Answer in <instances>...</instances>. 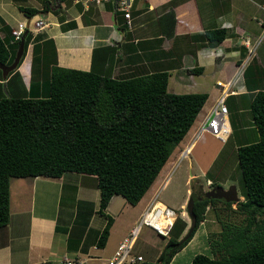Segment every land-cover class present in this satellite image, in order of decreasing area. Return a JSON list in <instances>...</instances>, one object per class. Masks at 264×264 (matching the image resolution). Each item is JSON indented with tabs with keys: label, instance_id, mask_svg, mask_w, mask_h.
Returning a JSON list of instances; mask_svg holds the SVG:
<instances>
[{
	"label": "crops",
	"instance_id": "0c3cea01",
	"mask_svg": "<svg viewBox=\"0 0 264 264\" xmlns=\"http://www.w3.org/2000/svg\"><path fill=\"white\" fill-rule=\"evenodd\" d=\"M252 1L256 5L255 0ZM7 2L0 0V35L3 37L7 36L3 24L8 28L14 26L9 21L11 12L6 7ZM263 2H259V5ZM18 5L20 3L16 7ZM34 7L38 11L31 16H26L17 7L14 17L17 21L33 20L37 15H42L47 21L35 33L30 32L23 57L15 67L25 86L33 84V91L44 92L42 78H48L53 62L83 70L94 66L98 72L111 77L164 70L167 72L168 91H204L207 94L204 103L209 101V105L197 120L195 133L218 94L225 89L228 92L231 90L226 96L229 132L224 140L214 136L222 143L216 156L222 149L224 152L220 161L214 164L217 157H213L206 167L205 184L207 181L221 184L220 180L215 181L222 177L218 169L231 165L237 144L256 139L257 132L247 106L249 92L264 88V42L260 45L253 43L256 36L247 27L246 8H250L249 2L135 0L130 10L129 25L115 12L111 2L85 5L74 0H49L46 6L41 3ZM57 7L58 11H53ZM48 13L51 18H47ZM70 21H73L72 25L61 26ZM260 23H264L263 17L256 19V24ZM211 27H224L225 37L217 43H210L203 36V31ZM33 43L40 45L34 51ZM33 54L37 63L31 69ZM45 60L47 71L43 67ZM228 80H231L229 84ZM251 87L255 89H248ZM198 112L187 131L197 119ZM197 136L194 135L186 145L179 147L180 156L188 152ZM181 139L173 149L178 147ZM167 168L162 172L161 183V177L158 179L159 187H163L170 176ZM63 173L56 177H9V216L7 222L0 226V264H63L64 254L82 259L83 264H103L102 260L111 256L117 241L153 197L152 191L145 197L146 190L132 204L137 205L144 198L142 209L131 223L123 225L121 221L118 222L119 216L111 211L110 205L114 199H120L122 204L126 201L121 195L120 198H114L118 194L111 195L104 211L112 217V221L103 246L98 247L96 237L106 217L99 213L104 220L95 218L98 213V189L93 175L75 172L77 177L70 178ZM156 177L153 182L157 181ZM197 177L198 174L189 170L184 181L191 179L192 184L205 190ZM188 192L189 188H186V194ZM183 204L181 202L179 206ZM93 221L94 225L91 224ZM184 231L185 228L182 233ZM164 241L158 243L160 246L157 244L156 256ZM175 253L166 264H172Z\"/></svg>",
	"mask_w": 264,
	"mask_h": 264
},
{
	"label": "trees",
	"instance_id": "16d2710c",
	"mask_svg": "<svg viewBox=\"0 0 264 264\" xmlns=\"http://www.w3.org/2000/svg\"><path fill=\"white\" fill-rule=\"evenodd\" d=\"M48 2L41 0L45 6ZM17 7L26 16L38 11L34 6ZM53 11L57 12L58 7ZM67 24L73 21L61 26L65 28ZM3 25L7 36L0 35V61L7 64L19 38L13 39L10 28ZM225 35L224 27L203 31L210 43L219 42ZM29 39L27 31L17 65ZM32 46L34 51L40 45ZM14 76L19 79L15 68L4 82ZM47 77L45 93L32 95L38 91L29 85L28 93L6 95L1 88L0 70V226L9 216V177H56L65 171L89 174L98 189L96 211L106 217L95 241L101 247L112 221L104 211L111 195L119 194L130 204L140 199L193 122L207 94L168 91L164 70L111 77L94 66L83 70L53 62ZM247 107L257 137L238 143L234 151L244 197L232 206V201L203 195L197 185L198 189L188 197L194 215L190 231L179 241L185 234L186 222L177 216L156 263L166 264L185 245L204 219L208 206L220 224L218 230L208 233L213 256L197 252L188 264H264V88L249 92ZM237 214L241 216L235 222Z\"/></svg>",
	"mask_w": 264,
	"mask_h": 264
},
{
	"label": "rangeland",
	"instance_id": "374dc122",
	"mask_svg": "<svg viewBox=\"0 0 264 264\" xmlns=\"http://www.w3.org/2000/svg\"><path fill=\"white\" fill-rule=\"evenodd\" d=\"M7 8L11 12V16L9 18L10 23L13 25L16 24L17 20L14 19L15 15L17 14V7L16 4L20 3L22 5H34L41 4L39 0H7ZM70 1V0H69ZM243 2H249L250 8H246L247 13V27H249L250 31L254 35L253 43L256 44L261 42H264L263 36H264V23L261 25L256 24V19H262L264 18V11L260 8L259 2H263L264 0H255L256 5L251 0H239ZM261 4V3H260ZM15 14H12V13ZM256 16L257 18L253 17ZM47 18H51L49 13L47 14ZM47 53L49 51H46ZM36 63V60H33V65ZM32 65V63H31ZM44 70L47 71L48 66L44 64ZM8 78V76H7ZM5 79V81L7 80ZM44 83V92L47 90V78L44 76L43 78ZM33 81V80H32ZM33 84H31V90L33 89ZM1 88L3 90V93L6 95L10 94L11 92L16 94H23L24 91L28 93L29 86H25L23 81L21 79H18V77L14 76L12 77L8 82H2ZM42 91V90H41ZM40 92L38 94H35L34 92H31L32 95H40ZM10 92V93H9ZM209 105V101H206L201 109L198 112L197 119H195L193 125L190 127V129L184 134L183 138L181 139L178 147L172 149L171 153L165 160L163 166L159 170V173L157 174L155 182L152 181V183L149 185V187L145 190L146 193L144 194L145 197L152 191L153 193L158 190V194L156 196V199L161 201L162 203L172 207L175 212L180 216L185 222V231L187 230L188 224H189V218L187 216L186 211V201L190 194L191 186L194 189V192L198 189L197 184H192L191 179L185 180V177L190 170L191 172L198 174V179L202 182L203 189H208L207 185L205 184V172L206 167L208 166L209 162L212 161L213 157H217L214 164L220 161L222 155H223V149L221 152L216 156L217 151L219 150L221 146V141L217 138H215L213 135L206 131L200 132V134L195 138L194 143L188 150V152L180 156L178 154L179 147H183L188 143L189 140H191L194 137V130L197 125V120H199L202 115L204 114V111L206 110L207 106ZM195 127V128H194ZM215 159V158H214ZM232 163L229 166H226V168L218 169L219 173L222 175L220 179H215V181L220 180L221 186L226 188L229 184H234L236 193L240 198V195L242 198L244 197V185L242 183V179L240 176V169L237 164V161L235 159V152L232 153ZM211 163V162H210ZM215 166V165H214ZM165 167L167 168V172L170 173V176L165 183L163 187L157 186L158 179L161 177V175H164L162 172ZM215 169V168H214ZM212 170V168H211ZM64 176H68L70 178L77 177V173L66 171L63 173ZM163 179V176L160 179V183ZM95 184V183H94ZM92 183V185H94ZM186 188H189V192L186 194ZM151 192V193H152ZM152 195V194H151ZM120 195H116L114 198H118ZM120 198V197H119ZM241 199V198H240ZM144 198L141 199L137 203V205H132L128 203L127 201L122 204V201L120 199H114L110 205L111 211H113L115 214L117 213L118 222L121 221V223L128 224L130 221L135 218L138 211L142 209V203L144 202ZM184 202L183 206H179V203ZM219 204V203H217ZM232 206L235 205V202L232 201ZM264 212V211H263ZM241 216V214L236 215L235 222H237L238 218ZM95 218H101L104 220V216H99V213L95 214ZM223 220V219H220ZM130 222V223H131ZM134 222V221H133ZM132 222V223H133ZM92 225L95 224V221L91 223ZM116 226H118V223H115ZM220 228L219 222H217V219L214 217V213L212 209L208 206H206V210L204 213V219L197 225L195 228L193 235L189 239V242L184 245V247L180 250H178L175 253V256H173L172 264H187L189 263V260L191 256L197 252L206 254L208 256H213L211 253V248L208 241V233L210 231H216ZM184 231V232H185ZM107 238V237H106ZM152 242H151V241ZM165 240V236H161L157 234L152 228L148 227L147 225H142L140 228V231L138 233V236L132 246L131 253L135 254L137 252H141V255L143 257V261H145L147 264H156V250L157 244H161ZM112 242L109 243L111 246ZM158 244V245H159ZM160 246V245H159ZM112 254V253H111ZM110 256L107 258V260L103 263H106Z\"/></svg>",
	"mask_w": 264,
	"mask_h": 264
},
{
	"label": "built area",
	"instance_id": "2783aa9c",
	"mask_svg": "<svg viewBox=\"0 0 264 264\" xmlns=\"http://www.w3.org/2000/svg\"><path fill=\"white\" fill-rule=\"evenodd\" d=\"M134 1L135 0H74V2L85 5L87 3L98 4L111 2L114 5L115 12L121 15L124 19V23L127 25L130 24V10ZM260 7L264 10V2ZM46 23L47 21L42 15H37V18L33 20L30 18L27 20H18L16 24L10 28V34L13 39H18L24 29L27 28L30 32L35 33L46 25ZM238 72H240V69ZM230 82L231 80L227 81L228 84ZM229 92L225 89L218 94L214 103L210 106L208 115L194 133L195 136L202 131H206L221 140L225 139L229 132L226 121L228 110L225 98ZM209 182L210 181H207V183ZM157 194L158 190L153 193L152 199L146 204L128 230L117 241L110 258L103 264H140V262L143 261L142 255L139 253L132 254L131 249L142 225H147L161 236H166L169 233L177 213L172 207L157 200ZM62 259L63 264H83L82 259L73 258L67 254H64Z\"/></svg>",
	"mask_w": 264,
	"mask_h": 264
},
{
	"label": "water",
	"instance_id": "95a60500",
	"mask_svg": "<svg viewBox=\"0 0 264 264\" xmlns=\"http://www.w3.org/2000/svg\"><path fill=\"white\" fill-rule=\"evenodd\" d=\"M26 32H27V28L23 30V32L21 33V35L19 37V41H18V44H17V47L15 49L14 56H13L11 62L6 64V63H3L0 61V70H1L2 81H4L7 78L8 72L11 71L12 69H14L18 63V60H19V58L23 52V41H24V36H25ZM203 195L210 196V197L223 198L225 201H237L239 199V197L236 193V189H235L234 184H229L226 188H224L220 184H215V185L209 187L207 190H204ZM185 208H186L187 216L189 218V225H188V228H187L185 234L183 236H181L179 241L182 240L187 235V233L190 231L192 224H193L194 215H193V212L191 209V198L187 199Z\"/></svg>",
	"mask_w": 264,
	"mask_h": 264
},
{
	"label": "clouds",
	"instance_id": "9594fccd",
	"mask_svg": "<svg viewBox=\"0 0 264 264\" xmlns=\"http://www.w3.org/2000/svg\"><path fill=\"white\" fill-rule=\"evenodd\" d=\"M210 184H211L210 182H209V183L206 182V185H208V186H210V187L213 186V185H210ZM208 188H209V187H208ZM206 190H207V189H206ZM202 191H204V190H202ZM188 197H189V196H188ZM187 199H188V198H187ZM186 202H187V201H186ZM185 212H186V211H185ZM177 216H178V214H177ZM177 216H176V217H177ZM188 225H189V224H188ZM187 228H188V227H187ZM185 232H186V231H185Z\"/></svg>",
	"mask_w": 264,
	"mask_h": 264
}]
</instances>
